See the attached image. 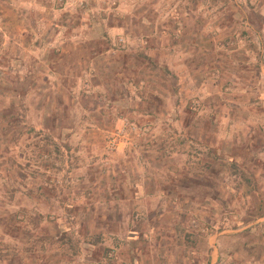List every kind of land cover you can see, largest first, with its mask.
<instances>
[{"label":"rangeland","instance_id":"rangeland-1","mask_svg":"<svg viewBox=\"0 0 264 264\" xmlns=\"http://www.w3.org/2000/svg\"><path fill=\"white\" fill-rule=\"evenodd\" d=\"M125 216L264 264V0H0V264H124Z\"/></svg>","mask_w":264,"mask_h":264},{"label":"crops","instance_id":"crops-1","mask_svg":"<svg viewBox=\"0 0 264 264\" xmlns=\"http://www.w3.org/2000/svg\"><path fill=\"white\" fill-rule=\"evenodd\" d=\"M173 156H175L176 158L175 160L178 161L181 155L178 153L176 154L174 153ZM174 169L178 170L177 168H174ZM184 171L187 173L188 172L191 173L193 171V168L190 167V165L189 166L186 165L184 167ZM120 223L125 224V232L120 231V230L110 231L106 229L108 234L110 235L118 234L119 238L124 240V243L122 244V246L120 245V248L118 250V254H120L119 255L120 260L122 261L124 260L123 261L125 262L124 264H130L131 263L130 259L134 261V264H148L146 263V260H152L157 250L153 249V246L151 245L150 246H147V244L143 245L141 239L143 236L147 237L148 236L147 234H149L151 238L154 236H158L159 232L157 231V229L149 230L148 232L144 233V235H142V232L137 229L138 227L135 228V225H131L130 219H128L126 216L121 218ZM108 238L111 239L112 237L109 236ZM125 259H128V260L125 261Z\"/></svg>","mask_w":264,"mask_h":264}]
</instances>
